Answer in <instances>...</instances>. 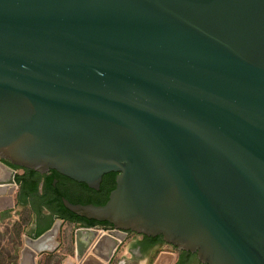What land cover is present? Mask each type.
Returning a JSON list of instances; mask_svg holds the SVG:
<instances>
[{"label":"water","instance_id":"1","mask_svg":"<svg viewBox=\"0 0 264 264\" xmlns=\"http://www.w3.org/2000/svg\"><path fill=\"white\" fill-rule=\"evenodd\" d=\"M12 166L94 191L116 174L102 205L61 199L110 225L77 224L64 264H108L128 234L142 259L264 264V0H0V212ZM55 215L18 264L55 252Z\"/></svg>","mask_w":264,"mask_h":264},{"label":"trees","instance_id":"2","mask_svg":"<svg viewBox=\"0 0 264 264\" xmlns=\"http://www.w3.org/2000/svg\"><path fill=\"white\" fill-rule=\"evenodd\" d=\"M14 168L22 169L17 167ZM22 170H24L23 175L15 176L16 182L20 185L18 201L22 206L30 205L31 210L34 212L36 216L40 214L42 207H46L51 211H53L62 221L71 224H82L87 227H92L95 225H100L102 228L110 227V225L106 222H96L94 220H86L82 217L76 216L75 214L71 213L63 206L61 199L65 198L73 204L92 203L95 205H102L107 201L109 192L115 187V182H114L115 173H108L104 175V180L99 191H94L92 189H89L84 184H82V190L89 193L91 195L90 197L78 196L73 198L61 189L62 184L66 180L65 179L66 177L59 175L55 171H51L50 174L44 175L43 184H42V193L39 195L38 181L35 180V176L37 175V173L26 169H22ZM54 180H57V183L55 185H53ZM29 198H31V201H29ZM46 229H48V225L46 227H42L40 224H38L34 230L35 236L40 235ZM147 239L149 240L148 245H150L160 240L161 237L147 238Z\"/></svg>","mask_w":264,"mask_h":264},{"label":"rangeland","instance_id":"3","mask_svg":"<svg viewBox=\"0 0 264 264\" xmlns=\"http://www.w3.org/2000/svg\"><path fill=\"white\" fill-rule=\"evenodd\" d=\"M19 173V174H17ZM17 175H23L21 169ZM18 184V183H17ZM20 186L14 193V200L18 203ZM15 207L12 211L0 213V264H18L20 250L23 247V237L33 233L36 215L28 206ZM51 219L48 226L54 222ZM77 226L61 220L60 230L56 240L59 243L55 252L43 253L36 258L37 264H64L66 258L73 259V232ZM35 237V234L29 235Z\"/></svg>","mask_w":264,"mask_h":264},{"label":"crops","instance_id":"4","mask_svg":"<svg viewBox=\"0 0 264 264\" xmlns=\"http://www.w3.org/2000/svg\"><path fill=\"white\" fill-rule=\"evenodd\" d=\"M19 174V173H17ZM16 174V175H17ZM14 198V195H13ZM19 207L14 200V208ZM9 210V211H12ZM7 212V211H5ZM3 213V212H0ZM77 226V224H72ZM143 243L141 235L128 234L121 242L114 253L112 261L108 264H178L183 263L182 253L172 250L169 245L145 247L143 259L133 256L132 245ZM185 264H199L194 262H185Z\"/></svg>","mask_w":264,"mask_h":264},{"label":"flooded vegetation","instance_id":"5","mask_svg":"<svg viewBox=\"0 0 264 264\" xmlns=\"http://www.w3.org/2000/svg\"><path fill=\"white\" fill-rule=\"evenodd\" d=\"M51 173V171H49L47 174H45V175H48V174H50ZM116 174H114V176H115ZM43 179H44V175H40V174H38L37 173V175L35 176V180H37L38 181V194L40 195L41 193H42V184H43ZM66 180H65V182L62 184V190L64 191V192H66L68 195H70L71 197H73V198H75V197H78V196H80V197H90L91 195L89 194V193H87V192H85V191H83L82 190V183H77V182H72L71 180H67V178H65ZM103 180H104V176L102 177V180H101V183H100V186H99V190H100V188H101V185H102V183H103ZM57 183V180H56V182L55 183H53V185H55ZM72 183H75L76 184V190L77 191H73L72 189L74 188H71L72 186H71V184ZM20 186V185H19ZM75 189V188H74ZM81 189V190H80ZM99 190H97V191H99ZM99 193V192H98ZM29 201H31V198H29ZM22 206V205H21ZM26 206H28L29 208H31V206L30 205H26ZM40 214H41V211H40ZM40 214L39 215H37V218H39L40 217ZM54 217H58L57 215H55ZM37 221L39 222V219H37ZM50 226H48V228H49ZM36 228V227H35ZM189 254V253H188ZM191 255V257H193L194 259H196L195 258V255H193V254H190ZM197 261V260H196ZM198 262V261H197Z\"/></svg>","mask_w":264,"mask_h":264},{"label":"built area","instance_id":"6","mask_svg":"<svg viewBox=\"0 0 264 264\" xmlns=\"http://www.w3.org/2000/svg\"><path fill=\"white\" fill-rule=\"evenodd\" d=\"M102 228V227H101ZM108 228H110V227H108ZM108 228H105V229H108Z\"/></svg>","mask_w":264,"mask_h":264}]
</instances>
